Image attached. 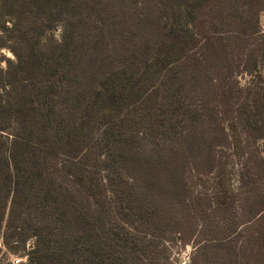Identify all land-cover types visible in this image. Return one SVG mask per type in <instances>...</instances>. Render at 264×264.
<instances>
[{
    "label": "trees",
    "instance_id": "trees-1",
    "mask_svg": "<svg viewBox=\"0 0 264 264\" xmlns=\"http://www.w3.org/2000/svg\"><path fill=\"white\" fill-rule=\"evenodd\" d=\"M263 11L0 0V242L32 239L27 264H147L164 243L264 264Z\"/></svg>",
    "mask_w": 264,
    "mask_h": 264
},
{
    "label": "rangeland",
    "instance_id": "rangeland-1",
    "mask_svg": "<svg viewBox=\"0 0 264 264\" xmlns=\"http://www.w3.org/2000/svg\"><path fill=\"white\" fill-rule=\"evenodd\" d=\"M261 25L264 29V11L260 15ZM52 34L55 37H58L60 34V31L57 30L55 32H52ZM1 54L5 58H9L14 60L13 55L8 50H2ZM1 68L5 69L6 64L2 63ZM127 107L129 109H127ZM127 107L124 106L122 109H118L116 112H114V109H110L109 112L114 113L115 116L119 118L127 117L128 115L134 117L136 114H133L134 105L131 104V102H127ZM262 156H264V153H262ZM240 168H238L233 176V185L235 188H243V191L249 192L252 191L257 185L258 178L252 177V173L248 172L246 173L245 179L241 180V174H240ZM264 179V178H263ZM262 179V180H263ZM197 191L200 189L195 188ZM157 242V241H155ZM242 237L239 238L237 241V244H241ZM34 241L30 239L27 243L26 249H19L17 254L12 253L3 242H0V264H27V258L26 254L27 252L32 248ZM145 243V242H144ZM144 243L141 245V247L138 249V246L135 245L133 248L136 251H141V248L144 246ZM166 248L164 249H154L152 246L149 249V252L147 253L149 259L151 261H148L147 264H191L192 262V255L195 251V248L193 244L184 245L182 243H164ZM162 250V251H161ZM244 248V252L249 256V260L245 262V264H252L250 257L252 258V253L248 252V250Z\"/></svg>",
    "mask_w": 264,
    "mask_h": 264
}]
</instances>
